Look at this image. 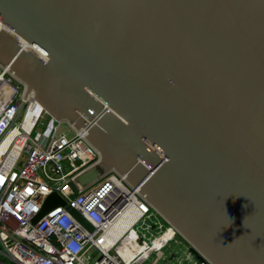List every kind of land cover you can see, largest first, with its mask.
Segmentation results:
<instances>
[{
	"label": "water",
	"instance_id": "water-1",
	"mask_svg": "<svg viewBox=\"0 0 264 264\" xmlns=\"http://www.w3.org/2000/svg\"><path fill=\"white\" fill-rule=\"evenodd\" d=\"M0 64L99 151L79 187L116 171L201 260L264 264V0H0ZM57 206L94 230L57 192L32 222Z\"/></svg>",
	"mask_w": 264,
	"mask_h": 264
},
{
	"label": "built area",
	"instance_id": "built-area-1",
	"mask_svg": "<svg viewBox=\"0 0 264 264\" xmlns=\"http://www.w3.org/2000/svg\"><path fill=\"white\" fill-rule=\"evenodd\" d=\"M26 89L0 64V264H137L178 236L166 222L174 235L155 247L165 227L150 242L137 231L136 225L156 212L139 188L116 171L101 175L99 185L79 187L75 177L99 162V151L85 131L69 124L74 133L68 135L61 128L63 121L33 92L25 96ZM40 124L43 130L34 136ZM53 192L84 215L94 230L66 206L55 207L33 223ZM127 210L134 212V221L124 227L120 220Z\"/></svg>",
	"mask_w": 264,
	"mask_h": 264
},
{
	"label": "rangeland",
	"instance_id": "rangeland-1",
	"mask_svg": "<svg viewBox=\"0 0 264 264\" xmlns=\"http://www.w3.org/2000/svg\"><path fill=\"white\" fill-rule=\"evenodd\" d=\"M61 128L65 131H67L68 135H72L74 133L73 130H69V124L66 122H62L61 124ZM43 130V125H39L36 130L34 131V136L38 135L39 133H41ZM106 174V173H105ZM104 175V174H103ZM101 174L97 175L96 177H94L92 180H90L88 183H86L85 185H90L94 186V185H99V183L101 182ZM166 225V221L164 219H162L159 215H154L153 213L149 214L148 216H146L143 220H141L137 225H136V229L139 233H141L145 239L147 241H151L152 238H154L156 235H158L160 232H162L163 227H165ZM167 230L168 228L165 227ZM167 238L171 237L174 235V231L171 229L168 232L165 233ZM177 236V235H176ZM179 238H182V240L185 241V239L183 237H181L178 234ZM186 242V241H185ZM177 243L172 240L166 247V245L161 249L163 250L165 247L166 251H170L172 248H176L177 247ZM157 252V251H156ZM153 253L150 255V258H148V260L144 261L141 264H151L154 261V258L156 256L157 253ZM140 264V263H137Z\"/></svg>",
	"mask_w": 264,
	"mask_h": 264
},
{
	"label": "crops",
	"instance_id": "crops-1",
	"mask_svg": "<svg viewBox=\"0 0 264 264\" xmlns=\"http://www.w3.org/2000/svg\"><path fill=\"white\" fill-rule=\"evenodd\" d=\"M174 241L178 244L177 247L172 248L170 251H166L165 248L170 243L169 242L163 250L156 252L157 254L151 264H209L201 260L198 255L191 250L190 245L182 240V238L177 236ZM143 262L144 261L141 263Z\"/></svg>",
	"mask_w": 264,
	"mask_h": 264
},
{
	"label": "bare ground",
	"instance_id": "bare-ground-1",
	"mask_svg": "<svg viewBox=\"0 0 264 264\" xmlns=\"http://www.w3.org/2000/svg\"><path fill=\"white\" fill-rule=\"evenodd\" d=\"M14 75V74H13ZM133 211L131 212V210L129 211V210H127L126 212H125V214L123 215V217L121 218V220H120V223H122L123 224V226L125 227V226H129V225H131L132 223H133V221H134V216H133ZM171 230V229H170ZM173 230V229H172ZM169 230H167L166 232H168ZM174 231V230H173ZM135 233H133V235H134ZM166 236V234L165 233H163L158 239H156L155 240V247H160L161 245H162V243H163V241L164 240H166L167 239V237H165ZM164 247V246H163ZM162 247V248H163ZM161 248V249H162Z\"/></svg>",
	"mask_w": 264,
	"mask_h": 264
},
{
	"label": "trees",
	"instance_id": "trees-1",
	"mask_svg": "<svg viewBox=\"0 0 264 264\" xmlns=\"http://www.w3.org/2000/svg\"><path fill=\"white\" fill-rule=\"evenodd\" d=\"M154 215H157L156 213ZM167 224V223H166Z\"/></svg>",
	"mask_w": 264,
	"mask_h": 264
}]
</instances>
